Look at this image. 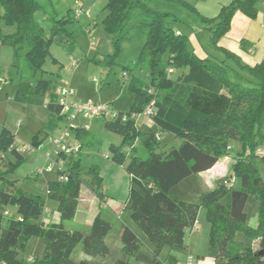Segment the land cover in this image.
Instances as JSON below:
<instances>
[{
    "label": "trees",
    "instance_id": "obj_1",
    "mask_svg": "<svg viewBox=\"0 0 264 264\" xmlns=\"http://www.w3.org/2000/svg\"><path fill=\"white\" fill-rule=\"evenodd\" d=\"M174 1L184 5L212 32V46L235 61L238 71L223 61L198 58L189 49L188 36L175 31L166 21L169 14L152 9L146 0H108L104 23L112 34L111 61L122 50V43L130 32L141 25L147 29V38L138 63H148L152 86L158 95L161 93L163 98L184 103L192 86L172 79L168 69H200L224 87L230 104L225 114H203L196 110L183 114L177 107L170 106L161 127L181 138L182 143L166 151L159 147L158 132H149L143 139L144 134L138 130L135 120L122 121L124 114L142 112L141 105L133 106L130 111H118L114 120H105V128L122 138L120 144L110 146V153L112 160L126 169L130 183L119 217L126 258L98 264H134L132 260L141 264H180L173 252L189 253L186 235L197 224L202 206L210 224L209 251L214 264H264V154L257 153L264 146V61L248 66L236 54L218 46L237 12L257 17L258 0H232L213 18L202 15L185 0ZM0 10V19L7 26L15 27L7 34L0 28L1 44L12 46L16 53L26 50L30 70L36 75L39 71L45 72L43 67L55 41L65 40L69 34L67 25L78 20L76 16H52V27L46 31L36 18V13L44 10L40 0H0ZM136 11L141 16L139 22L133 21ZM36 80L34 86L21 80L14 100L32 102L34 94H44L53 83L43 76ZM134 83L132 80L131 89ZM135 91L142 102L152 99L147 90ZM173 115L179 117L177 125L171 123ZM47 124L50 129L55 125L53 119ZM81 130L86 133L85 129ZM41 134L39 130L32 140L34 149L44 141L40 139ZM15 141L16 135L3 126L0 155L10 152L16 161L9 162L5 170L0 169V264H25L21 255L35 237L43 239L45 248L42 258H36L32 264H75L71 257L80 244L89 256L109 255L111 249L106 238L114 225L101 213L88 230L69 229L65 225V221L73 220L77 214L83 185L100 199L104 198L103 178L98 169L91 167L83 171L81 159L75 155L69 157L68 181L57 178L48 188V198L58 202L61 220L46 224L43 214L47 200L24 190L19 179L10 178L25 161V157L12 148ZM231 141L238 147H233ZM141 149L147 155H140ZM233 149L238 152L233 155L236 160L230 173L219 179L214 188L206 190L201 173L231 155ZM234 179L238 180L239 187L234 186ZM11 208L15 209L13 216H9ZM255 216L258 224L253 227L250 220ZM239 235L245 240L238 241ZM256 242L257 248L253 246ZM79 264L94 263L81 260Z\"/></svg>",
    "mask_w": 264,
    "mask_h": 264
},
{
    "label": "rangeland",
    "instance_id": "obj_2",
    "mask_svg": "<svg viewBox=\"0 0 264 264\" xmlns=\"http://www.w3.org/2000/svg\"><path fill=\"white\" fill-rule=\"evenodd\" d=\"M44 4V10L36 13V18L46 31H50L52 27V16L74 17L75 8L82 5V15L78 20H74L67 25L69 34L65 40H56L50 48V55L47 57L44 64V71H39L33 80L39 79L42 75L45 77L54 76L61 73V78L58 82L46 93L33 96L32 102H21L14 99H3L0 101V129L6 125L16 133L18 145L25 157V161L21 163L16 170L10 175L11 179H19L21 187L31 193L38 194L47 201H53L48 198L49 184L56 181V172L45 173L38 176L35 172L37 169L46 165L45 152L53 148L50 138H47L43 145L33 150L31 147L32 140L39 130H42L41 135H45L48 128V118L51 109V104L54 99V92L62 86L73 87L77 92L82 93V100L95 101L101 103L110 102L114 107H121L130 111L133 106H142L143 109L148 107L153 101V98L147 103L142 102L141 97L136 93L135 89L149 90L153 88V79L151 69L147 62L142 61L138 63L141 51L146 42L147 29L145 27L137 26L134 28L128 38L122 43V50L114 60L109 55L114 52L112 44V34L106 29L104 20L108 14L106 5L108 0H40ZM149 7L160 12L168 13L167 22L175 29H181L186 32L185 22L195 21L197 17L191 13L184 5L174 0H146ZM195 6L196 0H185ZM196 7V6H195ZM197 8V7H196ZM1 12V10H0ZM178 18L179 20H177ZM133 21H141V16L138 11L135 12ZM0 28L4 34L12 33L15 27L7 26L4 21L0 19ZM0 85L2 91L0 96L4 97L7 93L15 96L20 80L34 79L33 71L27 68L28 60L26 57V50L19 52L9 45H2L0 42ZM75 62V63H74ZM70 63L74 64L75 70H70L68 73L63 72L64 66ZM185 68H176L174 78L178 79L180 73ZM76 73L73 75V73ZM132 80H135L134 89L130 88ZM72 81V85L69 83ZM34 93V88L31 89ZM5 98V97H4ZM159 100L161 96H158ZM162 99V98H161ZM155 111L156 124L149 123L145 117H137L136 124L142 131L150 132V129L160 126L165 120V113L170 106L160 105L155 103L153 105ZM62 119V118H61ZM101 122L100 127L95 124L98 120ZM78 119L75 123H79ZM179 120L178 115H173L172 124L177 125ZM21 121V125L17 123ZM63 123L64 119H62ZM89 124L94 123V135L90 133H82L80 147L81 166L83 171H87L91 167L98 169L102 175V169L107 160L112 161L110 153V146L114 143L120 144L118 134H112L105 128L104 118H92L88 121ZM176 123V124H175ZM64 124L60 123L57 127L61 129ZM84 126V125H83ZM76 129H72V136L75 135ZM161 141L159 147L169 150L171 147H178L182 143V139L172 135L171 132L164 131L161 134ZM142 142V141H140ZM235 147L234 141H231ZM139 145V144H138ZM238 147V145H236ZM234 150V149H233ZM234 150L231 155L236 154ZM259 155L264 154V146L257 151ZM109 154V158L106 155ZM140 155H147L144 149L140 150ZM7 158V157H6ZM5 158V159H6ZM57 158V156H54ZM1 158L0 167L5 164L6 160ZM16 161V158H13ZM235 157L230 158L226 165L220 163L211 170L202 175L205 189L214 188L218 180L227 176L230 173L231 165L235 161ZM113 162V161H112ZM5 167L7 166L4 165ZM124 193L127 196L129 193V174L124 168ZM234 186L239 187L238 180H233ZM102 191V190H101ZM9 216L14 213L11 209L8 210ZM81 217V214L79 215ZM204 216V217H203ZM111 223L114 225L113 230L107 236L106 241L110 246V253L106 257H92L85 254L82 250L81 244L77 246L72 254V261L79 264L80 259L90 258L94 264L102 261L112 262L115 259H124L126 255L122 251V243L117 234L121 229V220L116 217L111 218ZM65 224L71 226L70 221H65ZM206 209L202 206L200 208L198 222L196 228L191 229L186 235V244L192 247L193 251L198 254V259L207 256L209 251V238L207 239L206 227ZM238 241H244L243 235L237 237ZM257 248V242L253 243ZM45 244L42 238L35 237L29 242L27 251L21 255L25 264H32L36 258H42ZM197 261V256L193 252ZM186 260V259H185ZM184 260V261H185ZM182 261V262H184ZM134 264L139 262L132 260ZM181 262V263H182Z\"/></svg>",
    "mask_w": 264,
    "mask_h": 264
},
{
    "label": "crops",
    "instance_id": "obj_3",
    "mask_svg": "<svg viewBox=\"0 0 264 264\" xmlns=\"http://www.w3.org/2000/svg\"><path fill=\"white\" fill-rule=\"evenodd\" d=\"M231 1L232 0H196L195 6L202 15L209 18H213L219 14L221 8L224 5L229 4ZM256 7L258 9V14L257 17L255 18H251L240 11L237 12L231 21L230 30L220 39L218 43V46L221 49L236 54L241 59V62L248 66H255L256 64H258V62L261 63L264 61V0H258ZM184 24H186L185 25L186 32L182 31L181 29L177 30V32L186 34L188 36L189 49L193 51L198 58L203 60L209 59L215 61H223L225 65L234 68L237 71L239 70L238 65L235 61L228 59L222 50H217L212 46V42H211L212 32L209 29L205 28L203 25H201L198 19L196 20V22L189 21V22H185ZM27 68L29 69V71H31L29 64L27 65ZM70 70L71 71L75 70L74 64L72 63H70L68 66L67 65L64 66L63 72L68 73ZM176 71L177 70L174 69V72L171 75V78L174 80H176V78H174L173 75L176 73ZM57 74H59V77H57L58 76ZM57 74L49 77H45L44 75H42L44 78L53 80L52 85L47 91H49L55 85V83L59 81L58 78L60 79L62 77L60 72ZM75 74L76 73L74 72L73 75ZM33 76L34 79H30L27 81L31 82V84L34 86L35 82L33 80H35L36 77V74L34 72H33ZM178 79L180 83H187L192 86V92L189 94L187 100L184 103H180L178 101H173L170 98H165V97L163 98L161 93L160 96L162 99L160 98L159 100L158 98L159 95L157 92L155 96V102L157 104L159 101L160 105L175 106L178 109H180V111L183 114H187L191 110H196L199 113H203V114H208V113L225 114L226 111L228 110L230 104L229 94L218 81L205 74L202 70L185 68L180 73V77ZM69 83L72 85V81H70ZM60 88H58L56 92H54V99H53V103L51 104V109L48 118V120L53 119L55 125L53 126V129L49 128V131H47L44 136L43 135L40 136V139H44V141L47 138H50L51 140L50 142L52 145H53L52 139L56 137L61 130L57 126L60 125V123L64 124L62 121L63 117L61 115V110L57 102L58 91ZM7 95L9 98L8 100L14 99L13 95H9V93H7L4 96L5 98L0 96V101L3 99L6 100ZM77 97L82 100L83 98L82 93L77 92ZM114 108L117 109L118 111H126V109L117 106ZM79 119H80L79 123L76 125L77 127H76L75 135H73L71 138L72 143L76 145H80V141H81L80 137L82 133L85 132L84 130L81 129H85L86 132L90 133L91 135H94L93 133L96 128L94 125L96 123L97 125H99L98 127H100L101 125V122L98 119H97L98 121H95V124L94 123L89 124L88 123L89 120L86 121L82 118ZM152 124L155 125L156 121L152 122ZM136 126L138 130H140L137 124ZM9 129L12 130L11 128ZM164 131L165 130H163L162 127H160L159 125L156 126V129L155 128L150 129V132H158V133L160 132L161 134ZM110 133L115 134L113 132ZM148 133L147 132L143 133L144 134L143 139H146L148 137ZM121 141L122 138L120 136L117 142L120 143ZM114 142L116 141L113 140L112 144H116ZM236 145L238 144L234 145L237 148ZM161 149L165 151L167 150L162 147ZM18 150L22 153V151L19 148ZM81 151L82 149L80 150V152ZM80 152L77 155H75L76 158L81 159L79 157ZM233 157L234 156L232 154L221 158L214 167H216L220 163H222V165H226L228 163L227 161H229L230 158ZM4 158H6L5 159L6 162L4 165L6 164L8 165L9 162H14L13 158L15 157L10 152H7L5 153ZM70 161H71L70 158H65L64 164L68 168L70 167ZM112 161L107 160L101 172L102 173L101 176L103 178V184L101 190L104 194V198L100 199L88 186L83 185L81 188V195L77 209V214L75 218L70 221V223H72L70 224L71 226L65 224L69 229L88 230L92 225L94 218L99 213H101L105 218H107L110 221L112 217H116L117 219H119L122 210L125 206V203L127 201L128 195L126 196L124 193V170H123L124 167ZM4 165H2L0 169L5 170L7 166L5 167ZM205 172L201 173V176ZM57 178H58V174L56 172V180ZM11 211L15 212V209L11 208ZM80 214L81 217L79 216ZM60 220L61 217L58 211V202L54 200L47 201V205L45 207V211L43 214V221L46 224H50L54 222L58 223L60 222ZM257 224H258V218L255 216L250 220V226L256 227ZM206 227H207L206 236L208 239L210 232V224L208 222L206 224ZM117 237L121 242L120 230L117 234ZM188 249H189L188 254L192 253L191 252L193 251L192 247H189L188 245ZM173 254L178 258L180 263L184 261L188 255V254H180L176 252H173ZM196 256H197V264H214L212 257L209 256V253L207 254V256H203V258L201 259H198L199 256L198 254H196ZM81 260L90 261V258L87 257L84 259L81 258L80 261Z\"/></svg>",
    "mask_w": 264,
    "mask_h": 264
},
{
    "label": "built area",
    "instance_id": "obj_4",
    "mask_svg": "<svg viewBox=\"0 0 264 264\" xmlns=\"http://www.w3.org/2000/svg\"><path fill=\"white\" fill-rule=\"evenodd\" d=\"M82 12H83L82 5L76 7L75 8L76 18L79 19L82 15ZM168 72L172 74L174 72V69L169 68ZM0 91H2L1 85H0ZM156 93L157 92L154 88H150L148 90V94L154 97L153 98L154 102H152L148 107H146L140 113H132L131 115L124 114L122 116V121H127L129 119L135 120L137 117H145L149 123L154 122L155 111L153 105L156 103L155 102ZM57 102L61 110V115L64 119L65 124L61 128L57 136L52 139L53 148L45 152L46 165L42 168L37 169L35 173L38 176L40 175L42 176L45 173H52L54 171H57L58 179L66 182L68 181L69 168L64 164L65 157L69 158L70 156L77 155L81 150L80 145L73 144L71 141L72 129H75L77 127L75 125L76 124L75 122L79 118L88 121L95 117H101L104 118L105 120L106 119L114 120L118 117L119 112L110 103H101L92 100L85 102L84 100L79 99L77 97V91L70 86H62L59 89ZM17 125L20 126L21 121H19ZM156 138L158 140H161V134L157 133ZM12 148L20 149L18 145L17 137ZM4 155L5 153H2L0 155V161L1 158H4ZM54 156H57V158H54ZM107 157H109V155H107ZM196 225L197 224H195L194 228H196ZM180 264H197V261L195 256L192 253H190L187 255L186 260Z\"/></svg>",
    "mask_w": 264,
    "mask_h": 264
}]
</instances>
